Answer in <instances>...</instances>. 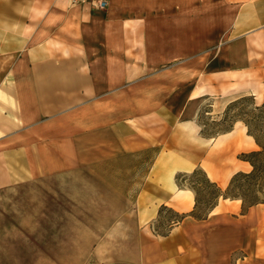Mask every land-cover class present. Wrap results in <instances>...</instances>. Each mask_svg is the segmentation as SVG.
<instances>
[{
	"label": "crops",
	"instance_id": "1",
	"mask_svg": "<svg viewBox=\"0 0 264 264\" xmlns=\"http://www.w3.org/2000/svg\"><path fill=\"white\" fill-rule=\"evenodd\" d=\"M243 95L264 103V0H0V188L158 147L121 252L133 264H264V203L219 198L205 219L150 228L162 204L193 207L176 173L225 185L251 168L233 156L258 148L243 122L206 137L196 120L206 100L219 113Z\"/></svg>",
	"mask_w": 264,
	"mask_h": 264
},
{
	"label": "rangeland",
	"instance_id": "2",
	"mask_svg": "<svg viewBox=\"0 0 264 264\" xmlns=\"http://www.w3.org/2000/svg\"><path fill=\"white\" fill-rule=\"evenodd\" d=\"M171 67L175 69L176 64ZM184 94L174 96V108L184 102ZM213 104L206 100L196 120L205 134L216 137L220 132H215L229 121L221 120L224 110L218 113ZM220 120L221 124L215 122ZM242 152L247 151L237 150L233 156L239 159ZM153 154L143 151L0 188V264H133L121 252L132 247L134 202ZM212 171L218 173L216 168ZM180 182L190 183L188 179ZM175 218L165 209L150 228L154 234L167 231L170 219ZM116 226L122 232L114 230ZM102 238H106V249L97 254L94 247Z\"/></svg>",
	"mask_w": 264,
	"mask_h": 264
},
{
	"label": "trees",
	"instance_id": "3",
	"mask_svg": "<svg viewBox=\"0 0 264 264\" xmlns=\"http://www.w3.org/2000/svg\"><path fill=\"white\" fill-rule=\"evenodd\" d=\"M221 120H228L229 123L219 128L215 133L228 132L236 121H241L246 127L247 134L253 137L258 148L242 152L239 157V159L250 164V170L235 172L224 188L211 180L201 167H196L188 173H176V184L181 188L186 187L193 191L194 204L192 209L186 213L174 211L171 207L163 204L160 205L158 216L163 210L167 209L172 214H175L176 218L170 219V226L167 231L159 232L154 230L157 234H167L173 225L180 222L187 215L198 220L206 218L217 204L219 198L239 199L242 211L255 204L264 203V103L255 104L250 95L237 97L226 104ZM221 120L215 122L221 124ZM200 133L206 137L215 136L213 133L205 134L203 128H201ZM158 150V147H154L145 151H153L154 154L151 158L153 160ZM182 179H188L190 183L183 184L180 182Z\"/></svg>",
	"mask_w": 264,
	"mask_h": 264
},
{
	"label": "built area",
	"instance_id": "4",
	"mask_svg": "<svg viewBox=\"0 0 264 264\" xmlns=\"http://www.w3.org/2000/svg\"><path fill=\"white\" fill-rule=\"evenodd\" d=\"M66 1L68 4L75 5H88L91 8L105 10L108 7L109 0H61Z\"/></svg>",
	"mask_w": 264,
	"mask_h": 264
}]
</instances>
